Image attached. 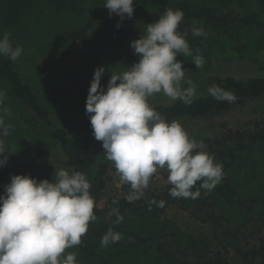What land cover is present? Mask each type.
I'll return each mask as SVG.
<instances>
[{
	"label": "rangeland",
	"instance_id": "1",
	"mask_svg": "<svg viewBox=\"0 0 264 264\" xmlns=\"http://www.w3.org/2000/svg\"><path fill=\"white\" fill-rule=\"evenodd\" d=\"M174 1L134 0V15L129 22L134 29L132 41L139 39L149 24L145 12L156 11L167 2ZM80 3L83 7L81 11L59 14L47 0H0V34H12L23 50L16 60L17 68L51 110L54 121L67 125L72 132L85 125L84 107L96 68H105L101 84L106 88L112 73L126 71L139 60L130 46L132 41L121 50L111 45L107 52L102 51L100 60L95 63L81 45L66 40L68 32L86 25L102 26V19L109 16V10L103 6L105 0H80ZM255 8L260 9L262 5L260 8L255 5L250 7ZM247 12L246 9H238L240 16ZM196 22V26L207 33L206 37H197L194 42L187 40L193 56H177L186 70L185 79L194 83L196 94L204 91L205 82L213 73L240 76L260 71L263 61L257 60V55L264 50L263 24L252 29L245 28L231 37L221 29L210 27L200 20ZM128 49H131L130 54ZM195 55L203 57L201 68L192 62ZM0 91L6 93L0 115L4 114V109H9L10 114L4 115V119L5 124L11 126L9 135L2 138L6 148L4 155L8 160L5 166L0 167V182L30 157H36L42 163L44 179H55V168H68L63 163L60 146L51 136L50 128L11 95L8 83L1 77ZM162 102L172 101L163 93L149 98L151 106ZM175 121L182 125L190 138L198 143L202 141L204 151L208 152V139L212 141L222 137L229 128H251L255 121L264 122V96L224 114ZM102 164L107 166L114 182L120 179L106 154L92 158L88 166L79 172L91 180ZM156 174L162 182L168 180L166 168L158 169ZM228 174L235 196L245 203L243 206L227 203L223 196L216 193V187L206 193L217 202L218 211L227 219L226 225L244 232L241 238L246 245L264 233V140L240 153ZM207 214L192 204L190 198L176 201L163 213L129 212L122 222L119 244L103 247L100 242H94L100 259L84 257L75 246L66 249V253H76L78 264H164L166 251L182 257L185 264H193V242L211 241L216 236L214 226L203 222ZM136 235L150 237L149 246L132 247L129 240ZM219 239L223 238L214 240L215 245L219 244Z\"/></svg>",
	"mask_w": 264,
	"mask_h": 264
},
{
	"label": "clouds",
	"instance_id": "2",
	"mask_svg": "<svg viewBox=\"0 0 264 264\" xmlns=\"http://www.w3.org/2000/svg\"><path fill=\"white\" fill-rule=\"evenodd\" d=\"M109 15H119L121 22L134 15V0H105ZM184 18L180 9L167 8L153 23L147 24L143 35L131 42L138 62L121 73H112L106 88L101 79L104 67H97L86 100L94 138L102 142L106 159L111 162L120 180L130 185L129 198L140 199L158 169L166 168L169 195L173 198L200 197V189L211 192L223 179V165L204 151V143L190 138L178 121L169 122L149 103V98L163 93L171 101L192 102L194 83L185 79L186 70L178 55L193 56L186 39L187 32L177 31ZM193 22V37L207 33ZM121 23L118 22L117 27ZM22 48L13 44L6 34L0 38V55L15 61ZM192 62L201 68L204 60L195 55ZM187 85V87H185ZM208 94L217 101L234 103L236 96L219 85H211ZM6 93L0 91V108ZM0 115V167L7 164L3 137L10 133ZM55 179L38 181L31 175H12L0 196V264H78L74 252L97 219L91 184L86 176L65 168H55ZM200 182L199 188L192 189ZM113 200V204H118ZM156 201H150V204ZM163 207L164 202H159ZM114 223L123 221L113 207ZM119 232L109 229L100 243L107 247L119 242Z\"/></svg>",
	"mask_w": 264,
	"mask_h": 264
},
{
	"label": "trees",
	"instance_id": "3",
	"mask_svg": "<svg viewBox=\"0 0 264 264\" xmlns=\"http://www.w3.org/2000/svg\"><path fill=\"white\" fill-rule=\"evenodd\" d=\"M47 1L59 14L83 9L80 0ZM251 5H255L257 8L262 5V8L250 9ZM167 8L183 11L184 18L177 31L187 32L186 39L190 42L197 39L191 34L194 21L200 20L210 27L221 29L231 37L245 28L252 29L253 26L259 24L264 26V0H175L167 2L156 11L145 12L146 21L149 24L155 22ZM238 9H246L248 12L244 16H240ZM130 19L125 18L121 22L119 15H109L102 19V26L86 25L77 28L68 32L65 39L81 45L96 63L100 60L102 51L107 52L111 45L121 50L132 41L134 29L129 23ZM118 22L121 23L120 27H117ZM6 34L9 35L13 47H17L18 41L13 38L12 34L3 32L0 34V38ZM130 50L128 49L129 54ZM257 60H262L263 66L260 67V71L253 72L251 75L216 73L209 75L204 91L195 94L190 104L177 100L155 104L153 107L162 113L169 122L187 117L216 116L240 108L248 101L264 96V50L258 53ZM0 77L8 83L11 95L28 108L35 118L50 128L51 136L60 146L65 167L81 171L88 166L92 158L106 154L102 148V142L94 138L90 119L86 115V105L84 107V127L77 132H72L67 125H59L54 121L51 110L43 103L33 85L24 79L21 71L17 68L16 60L12 61L0 55ZM211 85H219L232 92L237 98L236 101L234 103L217 101L208 94V88ZM263 140V121H255L251 128H229L222 137L212 141L208 139V153L215 157L216 163L223 165L224 176L216 186V193L223 196L230 205L243 206L245 203L235 196L228 170L237 161L240 153L246 151L250 145ZM12 175H31L38 181H42L45 174L42 163L36 157H30L21 162L12 174L0 182V196L5 194L4 186L10 183ZM88 181L91 184L90 194L95 201L93 211L97 219L89 222L88 232L82 236L81 244L75 246L88 259L101 258L97 255L94 242H100L109 229L119 232L122 236L123 221L116 224L114 223L116 217L109 215L113 207L118 208L120 214L125 218L129 212L163 213L176 201L183 199L171 197L169 190L172 185L168 180L162 182L156 173L140 199L129 198L132 191L130 185L120 179L114 182L104 164L100 165L92 179ZM199 184L198 181L192 190L195 191L196 188H199ZM200 192L199 198H190V201L199 207L200 211L208 212L203 218V222L214 226L216 236L211 241L193 242L191 248L193 264H264V233L254 241L246 245L243 244L241 234L244 232L226 225L227 219L218 211L217 202L212 200L210 194L206 193L207 190L200 189ZM113 200H118L119 203L114 205ZM150 201H156V203L150 204ZM161 201L164 202L163 207L159 206ZM221 228L222 232H219ZM219 237L223 239H219V244L215 245L214 240ZM121 240L110 243V245L119 244ZM150 240V237L136 235L132 236L129 242L132 247L139 248L148 247ZM163 259L164 264H185L183 258L176 253L165 251Z\"/></svg>",
	"mask_w": 264,
	"mask_h": 264
}]
</instances>
